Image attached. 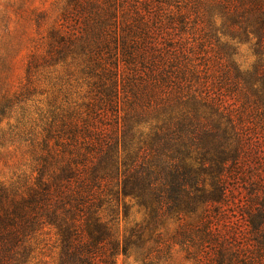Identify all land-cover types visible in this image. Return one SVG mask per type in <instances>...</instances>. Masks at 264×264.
I'll return each instance as SVG.
<instances>
[{
    "label": "trees",
    "instance_id": "1",
    "mask_svg": "<svg viewBox=\"0 0 264 264\" xmlns=\"http://www.w3.org/2000/svg\"><path fill=\"white\" fill-rule=\"evenodd\" d=\"M60 21L27 72L79 59L87 90L10 139L30 162L0 182V264H48L47 229L57 264H264V0H66Z\"/></svg>",
    "mask_w": 264,
    "mask_h": 264
},
{
    "label": "rangeland",
    "instance_id": "2",
    "mask_svg": "<svg viewBox=\"0 0 264 264\" xmlns=\"http://www.w3.org/2000/svg\"><path fill=\"white\" fill-rule=\"evenodd\" d=\"M66 0H0V102L4 96L14 99V106L6 116L0 115V182H10L29 172L30 156L25 144H12L15 133H30L42 124V115L52 109L80 102L87 90L82 78V61L70 60L56 65H41L30 75L27 65L31 54L42 56L47 49L50 31L59 27ZM238 60L244 66L253 63L249 44L240 48ZM32 90L26 95V89ZM23 93V95H21ZM17 146L19 148H17ZM120 223L123 235L127 229L142 222L144 213L131 208L130 216ZM176 225L169 221L165 229L173 231ZM54 231L47 229L39 237V258L48 264H57L59 249L55 247ZM118 264H144L142 256L120 254Z\"/></svg>",
    "mask_w": 264,
    "mask_h": 264
}]
</instances>
